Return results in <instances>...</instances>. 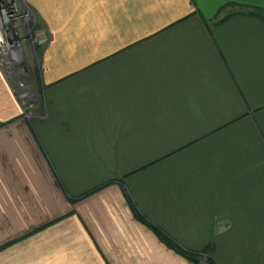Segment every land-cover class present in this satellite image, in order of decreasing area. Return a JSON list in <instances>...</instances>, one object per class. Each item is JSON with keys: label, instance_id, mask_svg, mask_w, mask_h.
Wrapping results in <instances>:
<instances>
[{"label": "crops", "instance_id": "crops-1", "mask_svg": "<svg viewBox=\"0 0 264 264\" xmlns=\"http://www.w3.org/2000/svg\"><path fill=\"white\" fill-rule=\"evenodd\" d=\"M19 1L47 41L28 114L0 68V264H204L136 213L264 264V0Z\"/></svg>", "mask_w": 264, "mask_h": 264}, {"label": "built area", "instance_id": "built-area-1", "mask_svg": "<svg viewBox=\"0 0 264 264\" xmlns=\"http://www.w3.org/2000/svg\"><path fill=\"white\" fill-rule=\"evenodd\" d=\"M47 36L37 29L32 13L19 0H0V68L24 111L33 107L34 94L21 83H14V68L35 56Z\"/></svg>", "mask_w": 264, "mask_h": 264}, {"label": "trees", "instance_id": "trees-1", "mask_svg": "<svg viewBox=\"0 0 264 264\" xmlns=\"http://www.w3.org/2000/svg\"><path fill=\"white\" fill-rule=\"evenodd\" d=\"M235 13V12H233ZM236 13H244L248 14L250 16L256 17L258 19L264 20V10L258 7H246V6H240L239 11ZM229 16V15H228ZM227 17V16H226ZM136 216L147 223L149 227L154 231V233L159 237V239L164 242L169 248L173 249L176 253L184 256L185 258L194 261V259L198 257H204L203 263L204 264H215L212 256H211V250L206 249L201 254L199 252H193L190 250H185L181 246H179L170 236L166 235L162 230L159 228L149 224L142 218L139 214L136 213Z\"/></svg>", "mask_w": 264, "mask_h": 264}, {"label": "rangeland", "instance_id": "rangeland-1", "mask_svg": "<svg viewBox=\"0 0 264 264\" xmlns=\"http://www.w3.org/2000/svg\"><path fill=\"white\" fill-rule=\"evenodd\" d=\"M42 46L36 48L34 57L31 56L30 58H28L26 60L25 63H23L22 65L17 66L13 69L14 75L12 76V81H11L14 83H21L27 89H29L33 92V94H34L33 106H34L35 101L37 100V91L35 90V85L37 83L36 82L37 81V74H38L37 54L39 53L40 48ZM32 108H29L28 111L25 110L24 112L26 114H28L29 111L32 110ZM197 259H200L201 261H205L204 257H198Z\"/></svg>", "mask_w": 264, "mask_h": 264}, {"label": "water", "instance_id": "water-1", "mask_svg": "<svg viewBox=\"0 0 264 264\" xmlns=\"http://www.w3.org/2000/svg\"><path fill=\"white\" fill-rule=\"evenodd\" d=\"M194 261L196 262V263H202L203 261H201L200 259H194Z\"/></svg>", "mask_w": 264, "mask_h": 264}]
</instances>
